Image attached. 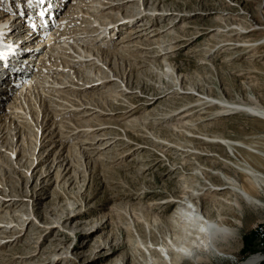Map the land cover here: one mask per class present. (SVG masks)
Returning <instances> with one entry per match:
<instances>
[{
    "label": "rangeland",
    "instance_id": "obj_1",
    "mask_svg": "<svg viewBox=\"0 0 264 264\" xmlns=\"http://www.w3.org/2000/svg\"><path fill=\"white\" fill-rule=\"evenodd\" d=\"M110 1L115 2L118 0ZM129 2L127 1L125 5ZM141 3H143L142 5L148 11L151 7L155 6L158 12L165 11L170 12V14L165 16L155 14L154 17H145V20L150 19L152 21L148 23L145 21L144 24L140 25L141 29L138 26L140 29L138 33H133L132 35L133 38V36L139 35L140 32L143 34L142 38H140L142 41L138 45L139 49H136L137 46L131 47V50L125 53V55L129 54L128 57L127 55L125 57L118 54L110 59V62L119 68L118 70L123 71L124 69L125 80L128 82L129 89L133 91V96L124 98L120 102L115 101L111 106L109 104L103 105L104 109L101 111L102 113L106 114L111 111L109 115H105L106 117L110 115L115 116L109 124L104 123L100 126L102 127L101 131L98 130L96 132L94 130L99 134L98 136L103 138V142L105 141L104 144L106 145L103 144L104 146L99 149L94 147L97 143H93L94 146L90 147V153L93 150L94 152L90 159L86 157L84 160V157L76 156L79 164L77 166L73 162L74 167H72L78 175H76V179L71 178L74 182L70 186L67 185L68 187H62V184H60V187L59 183L57 184L54 179L55 171H51V175L46 181L44 179V181H41V177L38 176V187L36 186L35 191L45 185L44 188L47 187L48 191L46 194H43L46 189H43L41 192L37 191L39 195L36 192L35 194L32 193L34 192L33 187L37 183V174L34 173L32 174L33 176L27 175V177L24 174L19 176L18 172L15 173L12 168L6 165L4 166V170L0 171V199L9 198L11 193H15L19 189L17 193H22L23 196L28 195L27 197H23L27 199L23 200L22 209H30L32 206L34 214L37 217V220H35V217L27 225L26 231H24L26 227L25 223L22 226L21 232H15L16 234L14 235H19L10 246L5 244L1 246L0 264H23L21 262L22 257L27 259V264H38L35 263L38 262L37 260L46 261L51 253L49 251L53 249L58 250L59 248L63 249H60V255L64 256L65 253H68L73 259L77 256L74 260L71 258L70 260L61 259L59 264H83L82 260L95 256V253L99 249L98 243L101 238L107 239V243L116 242L121 244V249L118 253L121 256L123 254V260L127 261V264H144V248L143 244L139 243L140 237H136L138 232L134 231L130 233L125 227L128 225L129 220L130 222L132 220L135 221L136 215L139 217L146 216V219L151 222L154 215V211L152 212V209H150L151 203L181 194L182 188L180 182L182 181V176L188 177V180H190V182L188 181L189 184L195 181V165L199 164L193 156H190L189 152L192 148L203 145L199 139H190L185 128L178 127L177 125L168 127L164 123L159 122L164 115H173L172 110L174 108L183 107V105L190 106L191 104L195 110L202 112L207 110L208 113L203 118H207L210 124L207 126V130L203 132H208V134L212 135L221 134L231 139L240 138L244 141L248 140L252 145L261 142L263 146L262 150L264 151V118L254 117L251 113L244 110L220 109L217 104L213 103L212 105L209 102V105L208 102L205 104L202 100H196L198 96L204 98L209 96L216 101L219 99L218 102L225 100L234 102L235 104L246 103L253 105L250 99L252 95L255 96L258 105L264 108V0H141ZM60 8L61 10L53 16L54 19L62 12L64 6H60ZM156 18L157 21L155 20ZM53 23L51 21V24ZM150 23L155 24L153 27H149ZM151 29L155 30L151 31ZM169 30H171V33H169ZM152 32L156 33L154 37H150ZM147 38L149 40L157 38V43H153L152 41L148 43L146 41ZM242 38L243 40H241ZM236 43L239 45L238 47L233 45ZM171 44H173L175 49L167 55L168 61L170 60L171 64L178 67L180 73L183 75V80L185 79V86L189 88L192 85L194 89L191 90L197 96H192L191 94L187 96L173 94L172 89H170L173 85L171 80L168 77L162 76V69H166V65L161 61L162 55L158 54L163 52L164 47ZM214 48L215 51L212 50ZM146 51L148 52L145 53ZM210 51H213V53H210ZM141 52L143 53L142 56ZM26 55L28 53L24 55L25 60L23 61H26V58L30 56ZM156 58L157 61L154 60ZM4 88L2 92H5ZM144 99H149V102L157 100L154 104L147 105L145 103L149 102H145ZM76 102L78 105L81 104V101ZM129 102L134 103L130 105ZM114 106L116 108L111 110L110 108H114ZM131 107L133 114H136L135 116L140 118L141 115H144L145 119H148L146 120L148 128H145L141 123L142 119L139 122L136 121L140 123L139 125L135 123L132 126H124L122 115L125 110ZM147 113L150 114L148 115ZM69 118L67 117L65 120ZM62 119L64 120L63 117ZM93 127H97V124ZM66 128L70 129L71 127L66 126L64 130ZM83 128L84 130L88 129L87 126L78 127L81 130ZM155 134L165 137L168 140V144L162 145L166 141L161 142V140L156 138ZM199 135L201 136V134ZM32 139L35 142V137L30 139L28 135L26 144L20 147L21 153L23 152L28 157L33 151L32 147L36 144V142H33L34 145L32 144ZM44 147L40 148V151ZM37 148L38 143L36 151H38ZM47 149L50 150L49 148ZM72 150L74 153L79 152L78 150ZM220 154L224 155L225 150L220 152ZM243 154L240 153L236 157H230L235 162L240 163L241 158L245 155L256 169L258 168L264 172V162L262 160L261 162H257L256 159ZM78 155L80 156V154ZM26 156L23 157L22 162ZM208 163L211 165V162ZM14 165L13 163L12 166ZM79 165L81 166L79 167ZM75 166L77 167L75 168ZM214 167L229 176H234L240 183H246L242 172L234 173L231 169L218 165H214ZM26 168L15 167L14 169H19V173H22ZM215 168L210 166L212 172L216 171ZM84 174L85 176L83 177ZM27 179L29 183L26 182ZM214 182L222 184L223 181L215 177ZM13 187L15 190H13ZM1 189H7L4 192L6 194L10 190L11 192L5 196ZM218 194L231 198V193L226 188L218 190ZM15 195L18 196V194ZM36 195L37 197H35ZM30 197L33 198V202ZM262 199L263 206L244 205L242 203L240 210L233 208L229 203H220L218 210L224 218L225 224L235 229L236 236L235 240L230 239L228 241L227 239L223 244V251L230 258L212 257L209 260V264H231L232 261L243 260L245 256L253 252L262 251L264 254V250H261L263 249L262 246L258 244L254 235L258 224L264 222V196ZM71 201L74 202L73 208H75V212H81L77 216L78 219L76 218L72 222L69 219L63 222L61 227L56 226L49 231L47 226L61 224L70 209L69 202ZM3 207L4 205L0 206V210ZM12 208L13 211L11 213L7 212V214L4 208L0 211V215H7L6 217L8 218L10 217L8 213L12 215L14 209H19V206L17 207L16 205L10 209L12 210ZM170 209L171 207L165 210L164 214L161 213L162 218H165L170 213ZM208 209H210L208 213L214 217L217 210L214 209L210 202L205 204V211ZM61 212H63L61 218H57L56 215ZM15 213L17 216L19 211H15ZM19 216L21 215L19 214ZM19 216L16 217V220L20 223ZM56 220H59V222ZM93 221H95V225L104 222V226L102 230H99L92 237H86L85 231L90 228L89 223ZM14 222L16 221L14 220ZM7 229L0 232V236H5L1 241L10 238L9 235L11 234L7 232ZM73 232H77V234L82 233L80 237H75L73 236ZM138 234L142 235L140 232ZM44 237L45 240L42 241ZM53 238H57L56 244L52 243L53 240L51 239ZM90 238L92 240L87 241ZM243 239L247 240L246 246H244ZM142 240H147L150 243L148 237L147 239L146 237H141ZM76 241L79 243L87 242V244L78 251L72 250L73 253L76 252V254H73L71 253L72 244ZM151 246L156 247V245ZM97 264H103V262H97ZM261 264H264V260Z\"/></svg>",
    "mask_w": 264,
    "mask_h": 264
},
{
    "label": "bare ground",
    "instance_id": "obj_2",
    "mask_svg": "<svg viewBox=\"0 0 264 264\" xmlns=\"http://www.w3.org/2000/svg\"><path fill=\"white\" fill-rule=\"evenodd\" d=\"M48 1L49 2L45 0V3L49 4L50 11L56 12L57 8L60 6H64V9L57 16L59 18L57 23L55 22V24L51 25L47 19L43 25L37 27L34 31L31 43L34 46L33 49H38V51L31 50L27 52L28 55H26H30L26 58V61H33L32 67L29 63L25 66L23 65V67H26L28 70L26 74L17 72L19 76L12 79L10 78V80H6L5 77L6 81L3 79V81L6 82V85L11 83L13 85L18 84V86L11 89L9 94L7 90L8 86H5V92H2L4 93L3 96L5 97V100L0 99V171H3L4 166L6 165L12 168L15 173L18 172L19 176L24 174V176L27 177V175L31 176L35 173L37 174L36 182L38 176L41 177V181H46V179L50 177L51 171H55L54 179L57 184L59 183V186L62 184V187H66L67 185H72L74 182L73 179H76V175H78V173L74 171V165L72 164L74 162L78 166L79 163L76 156L84 157V160L86 157L90 159L94 152L93 150V152L90 153V147H92L93 143H97L93 146L99 149L106 145L104 144L105 141L103 142V138L98 136L99 134L96 132L102 129L100 126L104 123L109 124L111 119L115 116L110 115L106 117L105 115H109L111 111L106 114L102 113L101 111L104 109L103 105L109 104L111 106L115 101L120 102L124 100V98L133 96V91L129 89L128 82L125 80L126 76L124 69L123 71L118 70L119 68L114 66L110 62V59L118 54L126 57L127 54L125 55V53L129 52L131 47L137 46L136 49H139L138 45L139 42L141 43L142 41L140 38H142L141 36L143 34L140 32L139 35H136L135 37L133 36V38L136 39H133L132 35L133 33H138L141 29L140 25L144 24L145 21H147V23L152 21L150 19L145 20V17H154L155 14L165 16L167 14L169 15L170 12H158L155 6L151 7L148 11L146 7L142 5L143 3H141V0H118L115 2L110 0ZM68 1L70 3H68ZM127 1L130 2L125 5ZM157 18L155 19L156 21ZM220 18L222 19L221 16ZM10 19H12L11 22L16 27L18 26L16 22L22 20L18 11L14 10L13 5L7 7L3 3H0V48L2 46V39L6 37L5 34L11 28H8V26L13 25L10 22ZM33 21H35V19ZM154 24L155 23H150V25H148L149 27H153ZM25 26L27 25L25 24ZM138 26H140V29ZM153 30L155 29H151V31ZM169 31V33H171V30ZM155 34L156 33L152 32L150 37H154ZM143 38L145 37L143 36ZM156 40L157 38L153 40H149V38L146 39L148 43L149 41L157 43ZM241 40H243V38ZM233 45H235V47L239 46L237 43ZM174 49L173 44H171L164 47L163 52L158 54L162 55L161 61L166 65V69H162V76L168 77L171 80L173 85L170 89H172L173 94L180 96H187L189 94L192 96L196 95L195 92L191 90L194 89L192 85H189V88L185 86V79L183 80V75L180 73L178 67L171 64L170 60L168 61L167 55ZM212 50L215 51V48ZM147 52L148 51L145 53ZM210 53H213V51H210ZM142 54L143 53L141 52V56ZM24 55L20 56L24 57ZM154 60L157 61V58ZM13 62L12 65L17 67L21 66L20 59ZM1 74L3 75L0 71V76ZM208 97L209 96L206 98L198 96V98H195L197 101L202 100L205 104L206 102H210L212 105L213 103L217 104L220 109L223 108L225 110L236 111L244 110L251 113L254 117L258 116L264 118V108L258 105L255 96H250L253 105L246 103L235 104L234 102L225 100L218 102L219 99L216 101L212 99V97ZM148 100L146 99L145 102ZM156 100L151 102L148 101L149 103L145 104H154ZM76 101H81V104L79 103L80 105H78ZM133 103L134 102H129L130 105ZM115 108L116 107L114 106V108L111 107L110 109L113 110ZM131 109L132 107L125 110L122 115L124 126H132L142 119L141 123L145 128H148L146 123V120L148 119H145L146 117L144 115H141V117L138 118L135 116L136 114H133ZM172 112L174 113L173 115H164L159 122L164 123L168 127H174L175 125L183 127L187 130L186 133L190 139H199L203 144L200 147L192 148L189 152L190 156H193L199 164L195 165V181H192V183L189 184L190 180H188V177L185 176L186 179L182 176V181L180 182L182 188V190L180 189L182 191L181 194H177L170 198L166 197L158 202L154 201L151 203L152 206L150 209H152V212L154 211L153 217L151 216V222L146 219V216L141 215L142 217H139L135 214V221L132 220L130 222L129 220L128 225L125 228L130 233H133L134 231L142 233V235L137 233L136 237H140L139 243L143 244V251L145 254L144 264H209V260H211L212 257L223 259L230 258L228 255H225L226 253L223 251V244L227 239L228 241L230 239L235 240L236 232L234 228L225 224L224 218L218 210V206L220 203H229L237 210L241 209L242 203L244 205L263 206L264 172L258 168L256 169L249 159H247L248 157H245L244 155L247 154L249 157L256 159L257 162H261V160L264 162L262 143L259 142L256 145H252L247 139V141L240 138L231 139L224 135L222 136L221 134L212 135L208 134V132H203L207 130V126L210 124L209 121H207V118H203L204 115H207L206 113H208V111L206 110L205 112H202L200 110H195L194 106L191 104L190 106L183 105V107L174 108ZM67 117L70 118L65 120ZM93 122L94 124H92ZM95 124H97V127L92 128ZM137 124L139 125L140 123ZM66 126L71 128H66V130H64V127ZM76 126H87L88 129L84 130L83 128L81 130ZM94 130H96V132ZM199 134H201V136ZM28 135L30 139L32 137H35L36 139L35 145L34 138L32 139V144L34 146L32 145L33 151L29 154V157L26 156V154L24 155L23 152L21 153L20 150V147L26 144ZM156 138L161 140V142L166 141V143H162V145L165 146L168 144V140L165 137L158 134L156 135ZM190 139L189 141L192 142ZM37 143L38 151H36ZM44 145L46 146L44 147ZM43 147L44 149L40 151V148ZM72 149L76 151L78 150L79 152L74 153ZM224 150L225 154H220V152H223ZM242 151L245 153L243 154ZM240 153L244 155V157L241 158L242 160L240 163L231 159L230 156L236 157ZM78 154H80V156ZM24 156H26V158L22 162ZM186 160L188 159L186 158ZM208 162H211V165ZM13 163L16 166H12ZM214 165L229 168L234 173L242 172L245 176L244 179L246 180V183H240L234 176H229L225 172L223 173L215 168ZM77 166H75V168ZM80 166L81 165H79V167ZM210 166L215 168L216 171L212 172ZM15 167L27 168L24 172L22 171V173H19V169L16 170L14 169ZM233 167L238 170H235ZM84 176L85 174L83 177ZM72 177L73 179H71ZM215 177L218 178V180H222V184L214 182ZM26 182L29 183L28 179ZM36 186L38 187V182L33 187V194H35V192H41L43 189L47 188H44V185L35 191ZM225 188L231 193V198L218 194V190H224ZM1 190L3 193L7 191V189ZM13 190H15L14 187ZM10 192L11 190L7 194L9 195ZM17 192L11 193L9 198L5 197L4 200L0 199V206L4 205L1 210L5 208L6 214L7 212L11 213V211H13V208L12 210L10 209L11 207L16 205L17 207L19 206V209H14L12 215L8 213L10 216L8 218L6 217L7 215H0V232H3L8 228L7 232L11 234L9 235L10 238L3 241L1 240L5 236H0V248L3 244L10 246L19 235H14L16 234L15 232H21L23 228L22 226L25 223L26 227L24 228V231H26L27 225L36 217L32 206L30 209H22V202L24 199H27L23 197H27L28 195L26 194L23 196L22 193ZM46 192H48L47 189L43 194H46ZM4 194L7 196L6 193ZM15 194H18V196ZM37 195H39V193ZM37 195L35 197H37ZM31 199L33 202V198ZM209 202L214 209L217 210L214 217L208 213L210 209L205 211V204ZM73 203L74 202L72 201L69 202L70 209L61 224L47 226L49 231L56 226L61 227L62 223L69 219L70 222H72L79 214H81V212H75ZM170 207V213L167 214L165 218H162L164 211ZM15 211H19L21 216H19V214L16 216ZM62 214L63 212L57 214V218H61ZM18 216L21 221L20 223L16 220V217ZM14 220L16 222H14ZM35 220H37V217ZM59 220L56 221L59 222ZM95 221L89 223L90 228L85 231L86 237H92V235H95L99 230H102L104 222L95 225ZM47 227L45 228L47 229ZM81 233L82 232L77 234V232H73V236L80 237ZM141 237H146V239L148 237L149 242L152 244L148 243L147 240L141 241ZM43 240H45V237L42 241ZM51 240H53L52 243H55L57 238ZM89 240L92 239L90 238L87 241ZM99 240V249L97 253L91 258L88 257L82 260L83 264H97V262H103V264H127V261L125 262L123 260V254L121 256L120 253H118L121 249V244L116 242L107 243V239L103 238ZM133 240L135 241V239ZM129 241L131 242V240ZM86 244L87 242L79 243L76 241L72 244L71 253H73L72 250L78 251ZM151 245H156V247H152ZM60 249L62 248L49 251L51 253L46 261H41L39 259L40 261L37 260L38 262L35 263L59 264L61 259L65 258L66 260H70L71 255L68 253H65L64 256L60 255ZM73 254H76V252ZM76 258L74 257V259ZM71 259L74 260L73 257ZM26 260L25 257H22L21 262L27 264ZM263 260L264 254L262 251H259L248 254L243 260L232 261L231 264H261Z\"/></svg>",
    "mask_w": 264,
    "mask_h": 264
},
{
    "label": "built area",
    "instance_id": "obj_3",
    "mask_svg": "<svg viewBox=\"0 0 264 264\" xmlns=\"http://www.w3.org/2000/svg\"><path fill=\"white\" fill-rule=\"evenodd\" d=\"M255 236L258 244L264 247V222L258 224V226L256 227Z\"/></svg>",
    "mask_w": 264,
    "mask_h": 264
},
{
    "label": "snow or ice",
    "instance_id": "obj_4",
    "mask_svg": "<svg viewBox=\"0 0 264 264\" xmlns=\"http://www.w3.org/2000/svg\"><path fill=\"white\" fill-rule=\"evenodd\" d=\"M39 2L41 4H43L45 2V0H39ZM28 4L31 5L32 4V0H28ZM40 15H43V13L41 12ZM17 47H19V46H17Z\"/></svg>",
    "mask_w": 264,
    "mask_h": 264
},
{
    "label": "trees",
    "instance_id": "obj_5",
    "mask_svg": "<svg viewBox=\"0 0 264 264\" xmlns=\"http://www.w3.org/2000/svg\"><path fill=\"white\" fill-rule=\"evenodd\" d=\"M255 235V234H254ZM255 237V236H254ZM244 240V246H246L247 245V240H245V239H243ZM263 249H261V250H264V247H262Z\"/></svg>",
    "mask_w": 264,
    "mask_h": 264
}]
</instances>
